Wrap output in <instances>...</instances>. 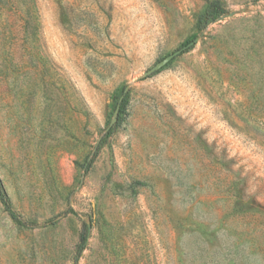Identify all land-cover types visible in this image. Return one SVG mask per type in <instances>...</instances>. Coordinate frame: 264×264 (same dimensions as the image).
Returning a JSON list of instances; mask_svg holds the SVG:
<instances>
[{"label": "rangeland", "instance_id": "374dc122", "mask_svg": "<svg viewBox=\"0 0 264 264\" xmlns=\"http://www.w3.org/2000/svg\"><path fill=\"white\" fill-rule=\"evenodd\" d=\"M0 181V264H264V0H0Z\"/></svg>", "mask_w": 264, "mask_h": 264}, {"label": "trees", "instance_id": "16d2710c", "mask_svg": "<svg viewBox=\"0 0 264 264\" xmlns=\"http://www.w3.org/2000/svg\"><path fill=\"white\" fill-rule=\"evenodd\" d=\"M224 13H225V11H224L222 5L218 1L209 2L207 7H206V9L204 10V12L197 19V23H196L197 30L200 33L203 32V30L208 25H210V24L216 22L217 20H219L224 15ZM190 42L191 41H187L181 46V48L179 49L181 51L180 54H183L184 52H186L190 48H192V47L188 46ZM118 101H119V99H118ZM117 104H118V102H117ZM125 106H126V95L124 96V98H123V100H122V102L120 104L119 114L122 113V111H124ZM115 108H116V106H115ZM110 131H111V128L107 132H110ZM91 160L88 161V159H87V161L85 162L84 170L86 172L88 171V169L91 166V163H92ZM0 201L4 205L6 211L10 214V216L13 219L18 221V216H17L16 212L13 210V208L11 206L10 200H9V198L7 196V193H6L5 189H4L1 181H0ZM86 228H87V233L86 234H82V236H81V242H80V244H79V246L77 248L76 256H79L81 254V252L84 250V245H86V241L88 239V226H86Z\"/></svg>", "mask_w": 264, "mask_h": 264}, {"label": "water", "instance_id": "95a60500", "mask_svg": "<svg viewBox=\"0 0 264 264\" xmlns=\"http://www.w3.org/2000/svg\"><path fill=\"white\" fill-rule=\"evenodd\" d=\"M242 11H244V9H243ZM233 14H234V13L231 12V13H229L228 15H224V16H222L220 19H223V18H225V17H231V16H233ZM220 19H219V20H220ZM197 42H198V38H196V39H194L193 41H191V42L189 43L188 46H189V47H192V46H194ZM180 53H181V51H180V50H177V51H175L174 53L170 54L169 56L165 57L163 60H161L160 62H158L155 66H153L150 70L144 72L143 75L141 76V78H148L149 76L155 74L156 72H159V71H160L162 68H164V67H165L170 61H172L175 57L179 56ZM128 90H129V86H126V87L124 88V91H123L122 96L119 98V101H118V104L116 105V108H115V110H114V113H113L112 119H111V121H110L108 127L106 128L105 132H107L110 128H112V127L116 124L117 119H118V115H119L120 104H121V102H122L124 96L127 94ZM100 141H101V137L99 138V140H98V142H97V144H96V146H95V148H94V150H93L91 156L88 158V161H90V160L92 159V156L94 155V153H95V151H96V149H97V147H98ZM84 172H85V170H84ZM83 178H84V174H83L82 177H81V183H82V181H83ZM89 229H90V225L88 224V235H89ZM86 243H87V241H86Z\"/></svg>", "mask_w": 264, "mask_h": 264}]
</instances>
